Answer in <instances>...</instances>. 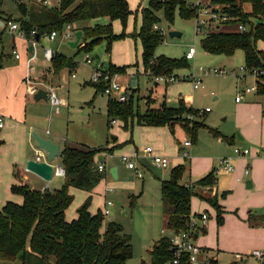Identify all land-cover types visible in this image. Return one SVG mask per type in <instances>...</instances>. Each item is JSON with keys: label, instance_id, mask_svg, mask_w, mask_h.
Wrapping results in <instances>:
<instances>
[{"label": "trees", "instance_id": "16d2710c", "mask_svg": "<svg viewBox=\"0 0 264 264\" xmlns=\"http://www.w3.org/2000/svg\"><path fill=\"white\" fill-rule=\"evenodd\" d=\"M210 1L224 5L222 11L227 12L231 17L226 21L230 27L241 23L247 28L244 32L219 31L218 28L223 24L220 23L217 25L218 28H214L200 38V48L205 53L224 56H230L235 50H241L246 68L264 66V51L256 48L258 40L264 42V0ZM17 7L21 18L15 21L27 40L31 37V30H34L32 38L37 35L36 42H39L52 31L60 34L66 24L72 26L77 22L106 17L107 22L104 24L76 28L81 31L77 45L78 53L93 54L94 48L104 42V51L109 54L113 41L125 37L138 38L141 45L143 73L153 80L158 76L172 75L176 78L177 75L174 74L176 70L189 68V60L184 55L179 58L154 55L156 47L162 41V36L152 28L160 21L159 12L169 24L173 23L175 12L181 19H192L194 11L186 0H148L147 7L140 9L138 31L130 34H126L124 30L127 18L132 14L126 0H57L56 5L49 7L45 5L36 8L26 7L21 3ZM0 18L4 25L12 21L9 16ZM114 20L119 21L122 26L119 34H114L112 31L111 23ZM50 64L52 70L56 72L62 68L73 69L76 62L74 58L52 53ZM127 67L109 63L104 70L110 74L123 75ZM91 85L94 86L95 92H102L104 87L102 83H91ZM256 92L264 95V82L257 81ZM197 112L198 110L186 107L181 100L177 106L170 107L164 99L156 108L147 107L140 111L137 105L134 106L132 91L124 101H116L108 97L105 105L107 127L111 125V121H118L121 128L129 132L134 123L143 126H167L173 134L177 125L191 143L195 142L197 131L202 127H206L215 137H223L218 131L208 128L197 119L199 116ZM104 149L106 150V148L64 145L59 151L58 161L64 167L65 175L58 189L36 190L24 184L10 186L11 193L20 195L21 203L8 200L0 207V262L18 259L21 264H126L132 255L130 235L123 231L120 224L114 221L104 222L101 211L89 213V197L77 207L74 219L67 221L64 217L65 209L72 201L68 188L75 187L90 191L103 177L104 171L97 170L94 157L105 151ZM184 171V164L172 167L167 178L159 183L164 227L173 233L186 229L190 198L195 193L193 186L181 182ZM215 179V168H213L197 179L194 186H211L215 183ZM200 197L214 208L217 225L221 224L218 196ZM173 259V246L167 236L158 238L148 251V264H187L185 252L179 253L176 263L172 262ZM209 261L211 264H219L214 259ZM137 264L146 263L141 260ZM227 264H236V262Z\"/></svg>", "mask_w": 264, "mask_h": 264}, {"label": "rangeland", "instance_id": "374dc122", "mask_svg": "<svg viewBox=\"0 0 264 264\" xmlns=\"http://www.w3.org/2000/svg\"><path fill=\"white\" fill-rule=\"evenodd\" d=\"M37 1L38 0H0V11L6 16H9L12 20L17 21L21 18L17 5L21 3L26 7H31ZM47 1L51 3L50 5L55 4V0ZM158 16L160 21L157 25L163 30L164 35L162 41L155 49V56L164 55L170 58H179L184 55L189 47L194 46L195 48L193 59L188 61L189 69H178L174 72L175 75L179 76V80L177 79L170 83L168 82L169 84L166 86V90L165 84L162 81H158L159 85L154 86L153 78L143 73L140 57L141 45L138 39L133 40L129 37H125L114 41L111 47L110 57H108L104 51V44L97 46L94 48L92 52L93 54H88L93 63L87 65L84 63V58L87 54L79 53L75 55L76 50L73 49L70 51L67 46V39L60 36L57 41L61 43V49L68 50V53L71 56L75 55V62H77V65L74 70L71 71L74 77H71V73L69 74L66 69L59 71L53 76L43 73V75L39 77L45 81H49L51 85L54 86L56 94L64 99L66 105L59 107V112L54 114L51 111L48 102L39 100L37 102L28 103L27 114L31 115L35 113L38 118L37 124L39 126L38 130L35 131L36 134L40 137L41 135L49 136L53 141L60 142L61 146L64 145V143H62L63 140L66 141L67 145H70L71 143L76 145L82 143L91 148H106L108 146L107 144L111 142V136L117 137L118 140L124 138L126 140L130 139L129 131H124V129L119 126V122L116 121L112 126H106V100L108 97L112 98L113 95H107L99 91L95 92L94 86L91 85V76L95 72V68H98L100 63L101 66L106 67L108 58H110L111 62L115 64H130L129 68L132 69L126 71L124 75L121 74L122 76L119 79V83L121 85L125 84V86L128 87L127 89H129V91L126 89V96L130 91L133 92L134 106L137 105L140 111L145 110L147 107L156 108L159 105V101L165 90L167 103L169 105L176 106L179 100L185 103L187 99L193 97L191 105L194 108L208 107L209 109L208 113L197 119L203 121L206 125L215 128L223 135L229 136L239 133L237 126V112L239 111V108H237V105L234 102V97L236 92L243 88L244 85H250L249 82L251 80L248 77L246 80L244 79V81L242 77L230 76L228 72L232 70V68L234 71L238 72L239 67L244 66L242 51L236 50L231 56L214 55L211 57L199 46L201 36L195 35L194 33L193 19H181L175 12L173 23L169 24L162 18L160 12L158 13ZM105 18L98 19V23L105 22L107 20ZM139 23V14L136 16L131 15V18L127 19L124 30L126 31V29H130L129 32H136ZM115 25L117 26V32L122 29L119 21H117ZM169 31H177L180 32L181 35L180 37H170L168 35ZM17 35V32H15L14 36ZM0 39V65L1 68H4L7 65H13L14 62L11 56L12 36L9 34L7 28L4 30L0 29ZM40 43L41 45L48 44L44 40H41ZM15 46L17 48V43ZM42 47L45 48L46 46ZM256 48L257 50L264 51V42H261V40L257 42ZM95 54L98 55V58H94ZM36 56L38 61L36 63H29L28 65L34 70L36 67L45 63L41 51L38 50ZM218 60L221 61L216 63ZM215 64H219L222 67H218ZM199 66L204 68H223L227 74L205 76L202 79L201 84L203 90L205 89L203 91L204 93L194 92L191 88L189 74L192 73L198 75ZM5 73L8 79H12V71L10 73L5 71ZM28 76L31 79L38 78L30 72L28 73ZM23 84L25 87L27 86L26 82H23ZM213 94L215 99H212ZM179 97L180 99H178ZM248 97H245V99L241 101V104H247V100H249ZM152 99L154 101L153 103L150 101ZM86 109L87 111H85ZM50 111L51 114L49 117ZM150 138H155V136L150 133V129L139 128L135 123L133 124L131 139H135V146H141L147 140L151 141ZM216 139L217 138L212 136L205 128H200L197 132L196 141L194 142L195 145H193V147L197 146L199 148V155L207 156L211 159V165H213V168L217 166V162L221 157H229L228 155L231 153V145L223 141L220 142ZM234 144L235 146L239 145L237 142ZM129 146L132 147L131 144ZM109 149H104L106 153L111 154L104 156L102 161L106 164V185H109L107 189L111 191V186H113V192L108 193L106 199L111 201L113 206L111 209V215H109L110 217H104V222L109 220L114 221L122 226L125 233L130 235L132 255L126 261V264H137L141 260L148 264L146 250L149 248L152 241L159 237L160 228L162 227L157 179L161 177L167 178L170 167L162 170L155 167L148 159H142V162L146 165V169L142 173L143 180H141V178H138L132 170L127 169L121 162L120 156L125 155L122 153L124 148H115L112 151ZM247 149L249 148L247 147ZM185 162V165H187L188 161ZM110 165L118 167L119 176H117L116 179H113L109 175L108 167ZM232 165L236 168L235 162L232 163ZM204 173L205 172L201 175ZM190 175L196 176L193 173ZM182 176H188V170H186ZM215 176L216 184L220 183V178L222 179L223 186H226L230 182V175L228 174L219 172L215 173ZM0 178V189L2 190L4 188V176H0ZM61 179L62 178L52 177L45 183L48 184L52 181V184H54V182L57 180L61 181ZM106 185H104V187ZM76 189L77 190L74 191L72 195V202L67 208V213L73 215L79 204L86 198L82 190H79L78 188ZM229 190L230 192H226L225 197L227 198V195L232 192V194H230L233 195L231 200L235 201V189ZM219 192H222V190H219ZM212 196H215V194ZM101 201L102 198L99 195H91L90 205L95 207L99 205ZM190 204L191 212L199 213L203 211V202H201L197 196L193 195L190 198ZM206 211L209 215L205 222L207 235L211 234V237L218 236L217 228L220 227V225H223V223L216 226L215 212L213 208L208 206ZM191 216L193 215L191 214ZM224 216L227 215L225 214ZM224 220L226 222L228 218H224ZM196 223H199V221H196ZM225 224L227 226L229 225L228 222ZM229 229H231V227ZM166 230H164L165 232L163 236L168 237L170 233ZM227 242L228 243H225L226 245L229 244L232 246L228 248H241L242 252L247 254L252 249L264 248V235H253L251 231H241L237 237L231 234L227 238ZM237 245L239 246L237 247ZM218 261L220 264H227L233 262V258L226 254H220V256H218ZM0 264L21 263L17 259L15 261H1ZM237 264H260V262L251 256H248L246 263L237 262Z\"/></svg>", "mask_w": 264, "mask_h": 264}, {"label": "crops", "instance_id": "0c3cea01", "mask_svg": "<svg viewBox=\"0 0 264 264\" xmlns=\"http://www.w3.org/2000/svg\"><path fill=\"white\" fill-rule=\"evenodd\" d=\"M38 1L31 7L36 8L40 5H45V6L49 7V6H54L57 3V0H55V4H53V5H50L51 3H49L47 0H38ZM50 1H52V0H50ZM126 1L128 3V7H129L130 11L132 12V14H130L127 19L131 18V15L136 16L137 14H139V16H140V9L145 8L148 5V0H126ZM0 17L6 18L7 16L2 11H0ZM100 18L104 19L105 17H99V18L88 20V21L77 22V23H74L72 25V28L74 29V32H75V31H77L76 30L77 27L93 26L95 24L106 23L107 20L103 23H98V19H100ZM0 20L2 21L1 18H0ZM12 21H15V20H12ZM116 22H117V20H114L111 23L112 24V31L114 34H119L122 29L117 32V30H116L117 26L115 25ZM138 26H140V23ZM5 28H7V27H3V25L1 26V22H0V29L4 30ZM138 29H139V27L137 28V31H138ZM218 30L219 31H228V30L232 31L234 29L232 27H229L226 25H221L218 28ZM129 31H130V29H126L125 33L130 34L131 32H129ZM9 34L12 36L11 56H12L14 62H13V65H7L4 68H1V65H0V113L3 114L6 118L4 126L0 129V140H1V144H0V176H4V188L2 190L0 189V207L8 200L13 201L15 203H21L20 195L13 194L10 192V186L11 185L24 184V185H27L28 187H30L31 189H36V190H43L45 188L49 189V190H55V189H58L62 185V182H63L62 177L52 176L55 178H62V179H61V181L57 180L56 182H54V184H52V181L47 184V183H45L46 181H44L42 178H40L36 174L26 170V168H25L26 161L29 159H34L36 150H41V149L36 148V142L32 138V132H35L36 130H38V126H39L37 124L38 118L36 117L35 113H33L31 115L27 114V105H28V103L37 102L39 100H42L44 102H47V101L43 100L41 98H34L33 95H28L26 92V87L23 84V79H24L23 77L28 75L29 72L34 74L36 77L39 78L43 75V73L44 74L46 73V74L53 76L54 74H57L59 71H61L63 69H66L69 74L71 73V71L74 70L75 67L73 69H70V70H68L67 68H62L59 71H56V72L53 71L51 68L50 60L46 59L43 56V47L42 46H46L45 48H49L51 50V53H60V54L64 55L65 57L74 58V60H75V55L79 54L77 52V45L78 44L75 47H70L67 44L68 49H70V51L73 49L76 50V53L73 56H71L68 53L69 52L68 50L61 49V47H60L61 43L59 41H57V39L60 38V36H61L60 34H57L53 39H48L47 37H43L41 40L42 41L44 40L48 44L47 45H41V43H40L41 40H40L39 42H37V44L32 46L31 52L28 51V46L30 44L27 41V39H25V37H22L19 35L14 36V33H11V32H9ZM73 39H74V36L70 40H73ZM131 39L137 40L138 38H136V39L131 38ZM70 40H66V41L68 42ZM79 41H80V39H79ZM259 41L260 40H258L257 42H259ZM113 42L111 43V47H112ZM16 43H17V48L15 46ZM0 44H1V39H0ZM101 44L105 45L104 42H101L97 46H99ZM104 49H105V46H104ZM38 50L41 51V55H42V58L44 59L45 63H43L41 66L36 67L34 70V69H31L30 66H28V65H29V63H36L38 61L37 56H36V52ZM15 53L18 54L17 58L14 57ZM110 53H111V48H110ZM110 53L107 54L108 57H110ZM194 53H195V51H194ZM209 55L211 57L214 56L212 54H209ZM217 56H220V55H217ZM97 57H98V55H97ZM193 57H194V54H193ZM220 61L221 60H218L216 63H219ZM109 63L113 64L115 66H128L126 71L132 69V68H129L130 64H128V65H124V64L121 65V64H117V63L115 64V63L111 62L110 58H108L107 65ZM76 65H77V62L75 64V66ZM215 65L218 67H222L219 64H215ZM135 66H136V64H135ZM106 67L102 66L103 69H105ZM187 69H189V68H187ZM232 70H233V68H232ZM5 71H8L9 73L12 71V79H8ZM234 72L238 73L239 71L238 72L234 71ZM70 76L74 77L72 73L70 74ZM121 76L122 75H117V77L115 78V80L118 83H119V79ZM230 76H232V75H230ZM204 77L205 76H202L200 78L201 84H202V79ZM248 77L251 80L249 82L250 85H244V87L241 88L235 94V96H236L238 93H241L242 97L238 101H235V97H234V102L237 105V108H239V111L237 112V126L239 129V133L227 136V135H223L222 133H220L218 131V133L221 136H223L224 138L223 137H216L217 138L216 140H218L220 142L223 141V142H226L229 145H231V153H229L228 156L231 157L232 163L235 162V164H236V168L234 167V170L232 172L219 171V172H223L225 174L230 175V182L226 186H223V182H222L221 178H220V183H218V184L214 183L210 187L199 186V185L194 186V182L197 179H199L200 177H202L204 174H206L208 171L213 169V165H211L212 162H211V159L209 157L199 155L200 150L197 146L193 147V145H195L194 143H191V146L189 148L190 157L188 159L184 160L179 156V151L181 148V142L183 139L186 138V135L180 126H175L174 132H173V134H171L169 129L167 128V126L154 127V126L136 125L139 128L150 129V133L152 135H154L155 138H150L151 141L147 140L141 146H135V139H133V140L131 139V134H132V129H131V131L128 132L130 134V139L126 140L124 138V139L118 140L117 137L111 136V142L109 144H107L108 146L106 147L107 149L112 147L113 148L112 150H114L115 148H124L122 153L123 154H130L134 150H137V149L139 150V149L143 148L144 146L149 145L152 147L155 154L166 156L168 158V161H169L168 167H170V169L172 167L177 166V165L184 164L185 171L188 170V176H185V177L182 176L181 182L183 184L191 185V187L193 186L192 188L195 192L194 195L197 196L198 199L201 202H203L202 205H204V206H202L203 211L199 212V213L191 212V207H190L189 215L191 216V214H192L193 215L192 217H194L197 222L199 221V223H197L198 228L195 231L196 239H195L194 243L203 250V252L199 255V257L201 259H207V258L208 259H214L218 263H219L218 256H220V254H226L229 257H232L233 262H236V264H237V262H239V263H246L247 262V257L249 256L248 255L249 252L247 254H244L242 252L241 248L230 249L228 247H232V246H230L229 244H227V245L225 244V243H228L227 238L231 234H233L237 237L241 233V231H243V232H250L251 231L253 235H260V234L264 235V180H263V176H262V174L264 172V156L261 153V150L264 147V95L258 94L256 92V90L244 92L245 87L257 86V81L254 78H252L250 76H245L242 78H243V80L244 79L246 80V78H248ZM35 79H37V78H35ZM187 79H189V78H187ZM169 83L168 82H167V84L164 83L165 84V90H166V86ZM153 84H154V86H158L159 82L154 80ZM120 86H121V88L125 89L124 92L126 93V89L128 87H126L125 84H123V85L120 84ZM191 88H192V91H194V92L204 93L203 91L205 90V89L203 90V86L193 88L192 84H191ZM165 90L163 93L164 97L162 95V98L160 99L159 103L164 99L165 103L168 106L175 107V106L169 105L167 103V95L165 94ZM245 97H248V99H249V100H247L248 103L247 104H241V101L244 100ZM178 99H180V97ZM212 99H215L214 94L212 95ZM62 100L64 102V105H62V106H65L66 102L64 101L63 98H62ZM192 100H193V97L190 99H187L185 101L184 105L186 107H191L192 109H195V110H203L202 114H200L198 116V118L202 117L204 114L208 113L209 109L206 111L204 110L205 108H208V107L198 108V109L194 108L191 105ZM150 101H152V103L154 102L153 99ZM50 108H51V106H50ZM51 111H52V108H51ZM51 111L49 113V117H50ZM85 111H87V109ZM119 126L121 127V124ZM206 126L208 128L215 129V128L210 127L208 125H206ZM202 128H205L209 132V130L206 127H202ZM126 131H128V130H126ZM46 134H48V133H46ZM41 137L50 139L53 143L58 144V152L60 151V149L64 145H67L66 141H63V140H62V143H64V145L61 146L60 142L53 141L52 138L49 136H42L41 135ZM235 142H237L239 144L237 147H244V148L248 147L250 149V150L248 149L249 153H248L247 157H245V156H234L233 155L232 148L235 146V144H234ZM130 144L132 145V147L129 146ZM240 145H242V146H240ZM69 146H83V147L91 148V147H89L85 144H82V143H80L78 145L71 143ZM41 151L46 156V153L43 150H41ZM110 154L111 153H106L105 151H101L100 153L95 155V157H94L95 164H99V163L103 164L104 175L99 180V182L90 191L82 190V192H84L85 197L86 198L89 197L90 200H91V195H96V194L102 198L101 203L95 207H92L90 205V202H89L88 211L91 214H94L97 211H101L102 207L105 205V201H107V199H106L107 194L113 192V186H111V188H112L111 191H109L107 189L109 185H106V183H107V177H105L106 164L102 161L104 156L110 155ZM58 159H59V155L57 157L53 158L49 162L54 163L55 161H58ZM142 159H147V158H140L137 161V165L140 166V173H141V175L137 176V177L141 178V180H143L142 173L146 169V165L142 162ZM185 161H188L187 165H185L186 164ZM216 167L217 166H215L214 168H216ZM246 167L248 169V172L246 174H244L243 170ZM129 170H131V169H129ZM110 171H112V172H110ZM108 172H109V175L113 179H116V177L119 176L118 167L115 165H110L108 167ZM203 172H205V173L203 175H201ZM191 173H193L196 176H191L190 175ZM162 179H165V178L161 177V178L157 179L158 190H159V183ZM50 184H52V185H50ZM104 185H106V186L104 187ZM229 189H235V191H236V200L235 201L231 200L233 195H230V194H232V192L227 195V198L225 197L226 192H228V191L230 192ZM76 190L77 189L75 187H69L68 193L73 195L74 191H76ZM79 190H81V189H79ZM219 190H222V192H219ZM213 194L218 196L217 204L221 210V218H222L221 224L223 223V225L219 224L220 227L217 228V232L219 235L215 236V237H211V234L207 235V230L205 228L206 223L204 226H200V218L203 217L205 219V221L208 219L209 215H208L206 210H207V207L210 206V204L208 202H206L200 196H210L211 197ZM72 199H73V196H72ZM159 202H160V195H159ZM112 206H113V203L111 202V204L108 207L109 208V215H111ZM190 206H191V204H190ZM210 207L213 208L212 206H210ZM67 208L65 209L64 217L67 221H69V220L74 219L76 217V210H75V214L73 215L71 213H67ZM213 210H214V208H213ZM160 211H161L160 217H161L162 227L160 228V235L158 238L162 237L164 232H165L164 230H166L164 227L165 221H164V216H163V213L161 210V204H160ZM214 212H215V210H214ZM225 214L227 216H224ZM109 215H108V218L110 217ZM224 218H228V220H226V222H225ZM215 222H216V213H215ZM227 222L229 223L228 226L225 224ZM219 225H217V222H216V226H219ZM102 227H103V225H102ZM230 227H231V229H229ZM101 229H103V228H101ZM166 231H168V230H166ZM168 232L170 233L168 237L171 238L174 233L171 231H168ZM157 239H154L152 241L151 245L149 246V248L146 250L147 256H148V251L151 249L152 244ZM238 246L239 245H237V247ZM256 249L264 250V248H256ZM252 250H254V249H252Z\"/></svg>", "mask_w": 264, "mask_h": 264}, {"label": "built area", "instance_id": "2783aa9c", "mask_svg": "<svg viewBox=\"0 0 264 264\" xmlns=\"http://www.w3.org/2000/svg\"><path fill=\"white\" fill-rule=\"evenodd\" d=\"M189 3V6L194 11V33L195 35H200L201 37L208 34L210 31H212L214 28H218L217 25L220 23H223L222 25L229 26L226 21L230 20L231 17L228 15L227 12L222 11L224 8V5H220L217 3H212L210 0H186ZM1 22V26L7 27L8 31L11 33L17 32L19 36L24 37L23 32L19 29L18 24L12 21L6 22L4 25V22ZM230 27V26H229ZM234 27V28H233ZM234 31L237 32H244L246 31V26L238 23L233 25ZM153 30H155L160 36L163 37L164 33L163 30L159 27V25L154 24L152 26ZM34 34V30L30 31V39L27 40L30 45L34 46L37 44V42L32 38V35ZM57 33L55 31L50 32L49 35L45 36L48 39H53ZM60 35L70 40L74 36V29L71 25L66 24L61 31ZM194 46L189 47L186 52L184 53V57L187 60H191L193 58L194 54ZM52 53L49 48H43V56L50 60ZM14 57L17 58L18 54L15 53ZM84 63L87 65H91L93 62L90 59L89 55H85ZM238 73H235L233 70H230L228 73L232 76L236 77H245L250 76L254 78L256 81H262L264 82V66L260 67H253V68H246L245 66H241L238 69ZM198 75H194L192 73L189 74V78L191 79V84L193 88L201 87V77L202 76H211V75H225L227 72L223 68H204L199 66L198 67ZM117 77V74H110L108 71L102 69L101 63L98 66V68H95V72L91 76L92 83H102L104 85L102 92L104 94L113 95V99L116 101H124L126 99V95L124 92V88H121L120 84L115 80ZM179 80V76L175 78L174 76L170 75L167 77L158 76L155 78L156 81H162V82H171L174 80ZM23 82H26V92L28 95H34L37 90L42 89L46 94V101L49 103V105L52 108V112L54 114H57L59 112V107L64 105V102L61 97H59L56 92L55 88L49 81H45L42 78H30L28 75H26L23 79ZM252 90H256V86H249L244 88V92H249ZM242 97L241 93H238L235 96V101H238ZM205 111L208 110V108L204 109ZM203 110H198L197 114H202ZM6 121V118L3 114L0 113V129L4 126ZM111 125L115 123V121L110 122ZM191 146V141L186 137L181 142V148L179 151V156L182 159H188L190 157L189 155V148ZM232 152L234 156H247L249 151L247 148L237 147L234 146L232 148ZM262 155L264 156V147L261 150ZM140 158H147L151 161V163L164 170L168 167V158L166 156L155 154L152 147L149 145L144 146L141 149H137L132 151L130 154H125L120 156L121 162L126 166V168L133 170V172L140 176V166L137 165V161ZM34 159L36 161L45 160V155L42 153L41 150H36ZM52 167V176L55 177H62L65 175V169L62 166V164L59 161L49 162ZM96 168L98 171H103L104 167L102 163L96 164ZM234 170V167L232 165L231 157H221L217 162V167L215 168V173H218L219 171L224 172H232ZM248 172L247 167L243 170V173L246 174ZM263 180H264V172L262 174ZM111 204V201L107 200L105 201V205L101 209V215L103 217H108L109 215V205ZM205 219L202 217L200 218V226L205 225ZM198 226L196 223V220L192 218V216L189 215V220L186 225V229L179 230L173 234V236L170 238L171 244L173 246L174 250V259L173 263L177 262V256L180 252H185L187 256V264H211L209 259H201L199 255L203 252V250L197 246L194 243L193 240V234L197 230ZM249 256L253 257L257 261L260 262V264H264V250L260 249H254L251 250L248 253Z\"/></svg>", "mask_w": 264, "mask_h": 264}, {"label": "water", "instance_id": "95a60500", "mask_svg": "<svg viewBox=\"0 0 264 264\" xmlns=\"http://www.w3.org/2000/svg\"><path fill=\"white\" fill-rule=\"evenodd\" d=\"M168 35L170 37H180V32L169 31ZM81 37V31L77 30L74 32V39L67 42L70 47H75ZM38 39L37 35L34 37L36 41ZM28 51H32V45L28 46ZM94 58H98L97 55H94ZM34 98H41L46 100V94L42 89L37 90L33 95ZM32 138L36 142V148L43 150L46 153L45 160L36 161L35 159H29L26 161L25 168L26 170L36 174L38 177L42 178L45 181H48L52 178V167L49 161L59 155L58 144L53 143L50 139L40 137L36 132H32ZM112 172V171H110ZM112 174V173H111ZM196 239V234H193V240Z\"/></svg>", "mask_w": 264, "mask_h": 264}]
</instances>
